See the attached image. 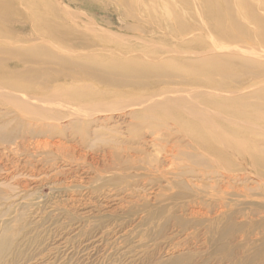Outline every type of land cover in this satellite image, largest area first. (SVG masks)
Wrapping results in <instances>:
<instances>
[{
	"label": "rangeland",
	"instance_id": "1",
	"mask_svg": "<svg viewBox=\"0 0 264 264\" xmlns=\"http://www.w3.org/2000/svg\"><path fill=\"white\" fill-rule=\"evenodd\" d=\"M0 7V34L33 39L0 47L43 46L75 62L78 50L46 37L48 18L92 41L88 51L116 77L137 76L142 65L190 79V66L202 65L204 79H241L252 89V121L237 128L207 105L200 146L187 136L194 127L186 117L179 125L162 108L141 105L156 91L199 87L116 88L75 67L6 65L31 74L0 78V264H264V112L253 105L257 96L264 101V0H0ZM18 20L28 25L11 23ZM126 67L135 71L120 73ZM89 84L110 96L94 104L110 107L84 127L69 113L84 107L69 111L56 96L79 98ZM223 90L204 91L224 98ZM244 97L226 105L241 109ZM46 102L65 117L46 119Z\"/></svg>",
	"mask_w": 264,
	"mask_h": 264
},
{
	"label": "bare ground",
	"instance_id": "2",
	"mask_svg": "<svg viewBox=\"0 0 264 264\" xmlns=\"http://www.w3.org/2000/svg\"><path fill=\"white\" fill-rule=\"evenodd\" d=\"M56 9L58 11V8H56ZM1 11H3V10H1ZM1 17L2 16H0V19H1ZM11 23L17 24V25L20 24V26L28 25V22L27 23H26V21L21 22L20 20H18L17 22L15 21V22H11ZM42 24L45 26V28L48 32L46 37H48L51 40V42H53V44L55 43L58 46L72 47L74 50H78V52L74 53L76 55L71 56V57H75L76 61L73 62L72 61L73 58L69 59L70 58L69 55H68L69 58H67L65 55H64L65 57L60 58L57 55L53 54L50 51V48L48 49V48H45L43 46H36V45L31 46L30 45L28 47L25 46L23 48H22V46L20 48H17V47L12 48V47L2 46V47H0V78H11V77L17 78V77L30 76L31 70H29L28 67L24 68L22 70H12V69H6L5 68L6 65L8 66V64H11L12 62L17 61V62L22 63V64H31V63L37 64V65L54 64V65H59V66L71 67V68L75 67V68H78V70L80 72H82L83 74L91 76V78L93 80H95L96 82L102 83V84H107L108 86L111 85V86H114L116 88H122V87L128 86V87H138L139 89H147L148 87H154L155 88V86H160L162 84L186 85V86H189L190 88L191 87H195V88L199 87V88H201V90L168 89V90L159 91L158 93L156 91V94H154L155 97H151V98H149V100H145V102L141 103V105H143V107H145L146 109H149V110H156V109L162 108L161 110H163L164 118H166V119L168 118V120H170V121L173 120L175 123H178V124L180 121V116L186 117L188 120V123L194 127L193 130L190 129L188 131L187 136L189 138H191L193 141H195L197 144H200L199 142L201 140L204 142L205 138L204 137H197V134L202 133V132H206V129L208 130L206 120L210 119L212 117V116L210 117L209 113L207 112L208 111L207 105H210L213 107V109H212L209 106L212 109L210 111H213L217 115V117L219 115L222 116V114H228V116H229L228 118L230 120L228 122H226V120H223L227 124V126H226L227 129L237 128L236 125H238V124L240 125V123L252 121V115L250 114L249 109H246L248 106L252 107V92H250V90L252 91V89H250V86H246V82L242 81L241 79L239 81H237L236 79L235 80L230 79L226 83H225V80H214V79L207 80V79H204L203 78L204 69H203L202 65H197V66L191 65L190 66L191 67L190 69H192L193 76H194V78H190V79L189 78L184 79V78L179 77L177 72H174L171 74L163 73L162 70H160L159 68H156V70H154L155 71L154 74H151L152 72L145 69L142 65H140V68L138 70L139 72H138L137 76L132 75L129 78L128 77L119 78V77H116L115 75H113L111 68L108 67L110 62H105L104 60H103V62H100V61L96 60L97 57H101L100 56L101 54L99 55L96 52L88 51V49L95 47L92 41L86 40L87 38H84V37L82 39L80 38L81 40L75 39L76 37L79 38L80 34L77 33L76 31H74V29L66 28L64 26H61L60 24H56V22H49L48 18L43 20ZM7 34L8 35H6L4 33L0 34V43H4V42L7 43L8 42V41H6L7 39L16 40V42L33 41V39L30 36L25 35L23 33L10 32ZM9 44L11 45V42H9ZM46 47H48V46H46ZM158 49L160 50V48H158ZM92 50H94V49H92ZM167 50H169V49H167ZM167 50L164 53L169 52ZM64 51H66V50H64ZM67 51H69V50H67ZM104 52H106V51H104ZM56 53H58V52H56ZM109 54H111V53H109ZM103 55H105V54H103ZM103 57H107V56H103ZM130 70H134V69L126 67V69L121 70L120 73L125 75L126 73H129ZM32 73H33V76L35 74V77H39L40 74L44 75V71H42V72L33 71ZM139 74H141V76H140L141 78L139 77ZM149 74L151 75L152 78L147 77ZM134 76H136V78H132ZM145 77H147V78H145ZM48 82L49 81L46 80L44 83H48ZM222 87H224L223 91L227 92L226 93L227 97H224V98L220 97L223 94H220V96H216V94H214L215 97H213V96L211 97L210 92L204 91L205 89L220 90ZM175 88H179V87H175ZM26 89H24V90H26ZM68 90H70V88ZM83 91L87 92V93H85V95H81V97H79V98L77 96L75 98H70V97L67 98L65 96H62V94L57 95L55 92H54V94L57 95L56 98L61 97L62 100H65V102H68V105L70 106V108L69 107H66V108L70 109L69 111H71L73 109H77L78 107H84V109H82V110H79V111L74 110V111H71L69 113H70V115L75 117L77 122H79L82 126L86 127L88 125H91L92 123L93 124L98 123V120H96V121L90 120L92 115H95L98 113H108L109 112L108 108L110 107L109 106L110 104H104V105L97 104L96 105L94 103H97L96 101H99L101 99L102 100L104 99V102H105L106 98L108 101V98H110V96H109L108 92L103 91V90H98L96 87L92 86L91 84L85 85L83 87ZM51 94H53V93H51ZM93 95H95V97L94 98L91 97V98H93V99H91L89 96H93ZM224 96H225V94H224ZM236 97L237 98L238 97L239 98L244 97V99L239 103L240 105L238 104L241 109L232 110L226 104L230 103V102L234 103L233 101L236 100L235 99ZM253 97H255V96H253ZM208 98H210V99L208 100ZM49 99H54V98H53V96L50 95ZM96 99H99V100H96ZM253 100H254L253 105L255 106V108L263 109V112H264V103H263L264 101H262L263 98L262 97L259 98L257 96V98H253ZM25 102L26 101H24V100H20V99L18 100L17 99L16 101L13 102V104L14 105H18L19 103L25 104ZM109 102H111V101H109ZM138 104L140 105V103H138ZM43 105H45L44 107L48 106L47 109L43 108L44 110H46V117H45L46 119H48V120H61L62 118L65 117V116H63V114H60V111H59L61 109L60 106H54L53 104H49L47 102L44 103ZM134 105L136 106V104H134ZM234 105H236V104H234ZM114 108H116V107H114ZM188 108L198 110L199 113H195L197 115L192 114V113L190 114L187 111ZM231 108L234 109L236 107L231 106ZM77 118H79L81 120H78ZM106 120L107 121L111 120V118H103L102 122L103 121L106 122ZM261 121L264 122V119L261 118ZM75 124H77V123H75ZM221 129H220V131H222ZM180 136L182 137L183 134L181 135V133H180ZM187 136H186V138H187ZM183 137H185V136H183ZM186 140H188V138ZM189 143H190V141H189ZM202 144L203 143H201L200 146H202ZM193 146H196V145H193ZM200 152H201V150H200ZM205 155H207V154H205Z\"/></svg>",
	"mask_w": 264,
	"mask_h": 264
}]
</instances>
